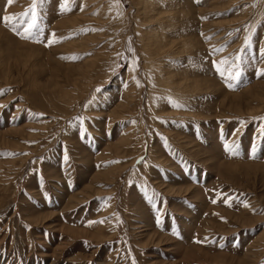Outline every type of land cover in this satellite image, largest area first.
<instances>
[{
	"label": "rangeland",
	"instance_id": "1",
	"mask_svg": "<svg viewBox=\"0 0 264 264\" xmlns=\"http://www.w3.org/2000/svg\"><path fill=\"white\" fill-rule=\"evenodd\" d=\"M32 4L0 0V264H264V0H42L23 39Z\"/></svg>",
	"mask_w": 264,
	"mask_h": 264
},
{
	"label": "snow or ice",
	"instance_id": "2",
	"mask_svg": "<svg viewBox=\"0 0 264 264\" xmlns=\"http://www.w3.org/2000/svg\"><path fill=\"white\" fill-rule=\"evenodd\" d=\"M13 2H14V0H8L9 5H11ZM40 2H42V0H33L32 8H31V21L29 23H27L23 28V31L25 33V35L22 36L23 39L33 38V35H34V33L38 27V16L36 13H37L38 4ZM68 4H69V0H65L66 10H67ZM3 20L6 23H13L14 21H17L18 18L12 17V16H7V17H3ZM13 30L15 31L14 23H13ZM17 34H19V33L17 32ZM227 63H228L227 61L224 62V64H227ZM216 71L221 75L222 78L226 77L227 79L235 81L236 83H239L242 79L241 71L238 68L234 69V70H229V67H224L220 64H217L216 65ZM260 75L264 76V70H262L260 72ZM228 86L230 89L235 90L231 83ZM170 103H172V105L174 107H181V105H179L175 101H170ZM225 150L230 156L237 154L234 145L226 144Z\"/></svg>",
	"mask_w": 264,
	"mask_h": 264
}]
</instances>
